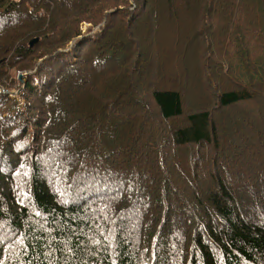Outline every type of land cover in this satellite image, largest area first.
Listing matches in <instances>:
<instances>
[{"label": "trees", "instance_id": "1", "mask_svg": "<svg viewBox=\"0 0 264 264\" xmlns=\"http://www.w3.org/2000/svg\"><path fill=\"white\" fill-rule=\"evenodd\" d=\"M263 111L264 0H0V264H264Z\"/></svg>", "mask_w": 264, "mask_h": 264}, {"label": "rangeland", "instance_id": "2", "mask_svg": "<svg viewBox=\"0 0 264 264\" xmlns=\"http://www.w3.org/2000/svg\"><path fill=\"white\" fill-rule=\"evenodd\" d=\"M133 7H134L133 9H135L136 3H134V6ZM184 9H185V7H183V9H181V11H180V14L182 16L181 21H185V19L189 15L188 14V11L186 9L185 10ZM189 12H191V11H189ZM170 15L172 17V13L169 14V17H170ZM169 17H168V14L166 15V11H165L163 21L161 19L160 24H159V27L163 31H164V28H165L168 33H171V34L174 35V33H175V30H174L175 29V26L170 23L171 21H170ZM148 18H149V25H150V23H152L151 22L152 19H151V17H148ZM150 27L153 29L152 26H150ZM243 34L245 35V32L244 31H243ZM148 36H151V35H147V34L145 36L142 35L141 36V39H145V40L146 39H150ZM163 36H164V33H163ZM231 36L232 35H228V37H231ZM171 46H172V49H173L172 52H173V56H174V59H175V55L178 56L179 53H177L176 52V48H174V41H172ZM162 49H163L162 51L165 53L166 46H165V43L164 42H163V48ZM164 53H162V55ZM185 55H186V57H185ZM185 55H184V61H185L184 68L187 69V70L189 69L190 72L192 73V70L194 68L192 66V61H191L192 51L189 49L188 52L185 53ZM154 60H156V59L154 58ZM182 68H183V66H182ZM196 80L197 79L195 77H193V78L190 77L191 83L190 84L189 83H186L185 86L182 89L183 94L185 95L186 100H187L186 107H193L194 108L196 105L198 106L197 102L194 101L196 99L194 97H198V93L201 92V89L199 88V84H197V82H199V79L197 81ZM198 102L200 103V101H198ZM257 102H258V100H254V103H257ZM242 107L243 108H241V107L239 108L238 113H235V114L232 113V115H229L228 118H230L232 116L233 119H234V121L236 120V122H238V117H240V115H243L244 117H246L248 119L250 117H253L251 119H254L255 122H258L259 123V117L261 116L262 112L259 111V114H258V113L254 112V111L249 112V110H245L246 107H247V109H250L251 110L252 107L255 108L256 105H254L251 102H249V103H247V106H245V104H244V105H242ZM227 113H230V112L228 111ZM191 158H193L192 153H188V156L185 157V163L188 162L189 160H191Z\"/></svg>", "mask_w": 264, "mask_h": 264}]
</instances>
